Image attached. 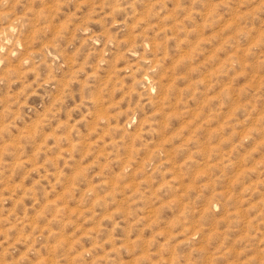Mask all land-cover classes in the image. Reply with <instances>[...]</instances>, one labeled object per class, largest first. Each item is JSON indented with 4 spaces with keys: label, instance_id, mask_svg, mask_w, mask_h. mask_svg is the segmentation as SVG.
<instances>
[{
    "label": "rangeland",
    "instance_id": "obj_1",
    "mask_svg": "<svg viewBox=\"0 0 264 264\" xmlns=\"http://www.w3.org/2000/svg\"><path fill=\"white\" fill-rule=\"evenodd\" d=\"M0 264H264V0H0Z\"/></svg>",
    "mask_w": 264,
    "mask_h": 264
}]
</instances>
